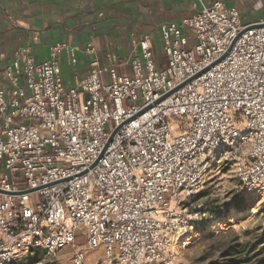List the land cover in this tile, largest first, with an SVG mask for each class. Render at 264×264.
I'll list each match as a JSON object with an SVG mask.
<instances>
[{"label": "built area", "instance_id": "obj_1", "mask_svg": "<svg viewBox=\"0 0 264 264\" xmlns=\"http://www.w3.org/2000/svg\"><path fill=\"white\" fill-rule=\"evenodd\" d=\"M254 25L264 22L244 26L216 1L161 27L167 63L144 36L131 76L93 60L73 86L60 65H77L70 44L41 63L17 51L0 87V264L66 248L73 264L98 250L109 264H174L214 168L232 167L243 193L264 197V27Z\"/></svg>", "mask_w": 264, "mask_h": 264}, {"label": "crops", "instance_id": "obj_2", "mask_svg": "<svg viewBox=\"0 0 264 264\" xmlns=\"http://www.w3.org/2000/svg\"><path fill=\"white\" fill-rule=\"evenodd\" d=\"M216 1L238 9L244 26L264 22V0H0V87H10L4 74L17 51L32 49L31 57L41 63L49 60L51 47L65 43L77 49L78 60L60 64L66 86L88 76L93 60L131 76L144 36L152 37L162 61L161 27L179 26Z\"/></svg>", "mask_w": 264, "mask_h": 264}, {"label": "rangeland", "instance_id": "obj_3", "mask_svg": "<svg viewBox=\"0 0 264 264\" xmlns=\"http://www.w3.org/2000/svg\"><path fill=\"white\" fill-rule=\"evenodd\" d=\"M163 51L161 41L159 52L163 54ZM162 61L167 63L164 58ZM208 178L204 189L189 203V211L199 224L177 245V257L173 263L223 264L226 252L238 249L242 244L248 246L249 257L255 262L264 261V197L243 193L240 179L230 166L214 168ZM236 211L240 212L239 217L226 223L220 233L209 232L204 236L215 222L222 217L230 219ZM78 243L84 245L86 240L80 239ZM73 253L72 248L55 254L35 250L13 264H73ZM84 264L109 263L103 250H98L89 251Z\"/></svg>", "mask_w": 264, "mask_h": 264}, {"label": "trees", "instance_id": "obj_4", "mask_svg": "<svg viewBox=\"0 0 264 264\" xmlns=\"http://www.w3.org/2000/svg\"><path fill=\"white\" fill-rule=\"evenodd\" d=\"M247 248V245L242 244L238 249L226 252L225 257L222 261L223 264H264L263 260H257V262H255L254 258H250L248 253L251 252L250 250L248 251ZM244 253L245 255H243Z\"/></svg>", "mask_w": 264, "mask_h": 264}, {"label": "bare ground", "instance_id": "obj_5", "mask_svg": "<svg viewBox=\"0 0 264 264\" xmlns=\"http://www.w3.org/2000/svg\"><path fill=\"white\" fill-rule=\"evenodd\" d=\"M240 215V212L236 211L232 214L231 218L230 219H226L224 217H222V219H219L217 222H215V224L211 227V228H208V229H211L209 230L208 232H205L204 236L207 234V233H215V234H218L222 231V227L228 223V222H231L233 220H235L236 218H238ZM190 240V239H189Z\"/></svg>", "mask_w": 264, "mask_h": 264}, {"label": "water", "instance_id": "obj_6", "mask_svg": "<svg viewBox=\"0 0 264 264\" xmlns=\"http://www.w3.org/2000/svg\"><path fill=\"white\" fill-rule=\"evenodd\" d=\"M252 27H264V25H254V26H251L250 28H252ZM250 28H249V30H250ZM236 40H237V39H236ZM236 40L234 41V44H235ZM233 47H234V45H233ZM233 47L231 48V50L233 49ZM204 72H205V71H204ZM201 74H202V73H201ZM201 74H200V75H201ZM144 112H145V111H142V112L140 113V115L144 114ZM118 129H119V128H118ZM118 129H117L116 132L112 135V137H111V139H110V142L113 141L114 137H115L116 134L118 133Z\"/></svg>", "mask_w": 264, "mask_h": 264}]
</instances>
